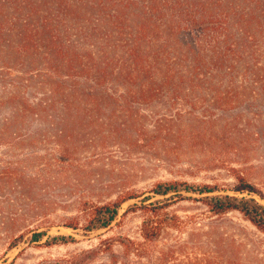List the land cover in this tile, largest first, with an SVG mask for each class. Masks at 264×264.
<instances>
[{
	"label": "rangeland",
	"instance_id": "obj_1",
	"mask_svg": "<svg viewBox=\"0 0 264 264\" xmlns=\"http://www.w3.org/2000/svg\"><path fill=\"white\" fill-rule=\"evenodd\" d=\"M145 48H150V40ZM12 54L3 43L0 129L21 106L36 108L49 102L56 80L39 54H22L16 59ZM253 79L237 73L230 88L227 83H206L196 89L169 86L158 89L151 100L150 88L141 92L142 85L115 84L110 79L102 90L106 99L101 101L99 114L87 121L95 133L76 134L68 171H62L57 162V144L42 142L39 134L49 135L43 122L29 118L21 130L26 143L12 149V139L0 141V168L24 170L29 182L26 193L31 189L30 199L24 201L16 182L0 186V264H77L81 259L74 258H85L101 239L121 236L142 243L141 215L130 211L138 200L122 206L110 229L87 234L63 227L66 218L77 216L79 202L115 201L128 192L144 193L139 200L148 197L149 202L161 200L170 205L168 212L176 216L173 224L179 229H164L156 243L143 247L141 253L149 259L128 258L116 244L119 264H264V234L240 213L217 217L200 202L152 193L160 182L180 181L218 186L223 191L216 195L254 197L264 204L256 195L231 191L240 175L264 192V89ZM159 121L167 133L180 134L183 139L180 148L173 147L169 155L160 145L150 146V141L136 142L138 138L150 140ZM49 226L42 242L30 243L31 234H27L12 249L15 236ZM55 236H72L76 242L49 246L46 242ZM92 258L87 256L85 263L112 264L105 254Z\"/></svg>",
	"mask_w": 264,
	"mask_h": 264
},
{
	"label": "trees",
	"instance_id": "obj_2",
	"mask_svg": "<svg viewBox=\"0 0 264 264\" xmlns=\"http://www.w3.org/2000/svg\"><path fill=\"white\" fill-rule=\"evenodd\" d=\"M0 3V47L4 43L14 59L22 54H39L56 79L50 88V101L36 108L21 106L12 119L4 122L0 141L12 139L9 145L12 149L23 145L26 136L21 130L29 118L38 117L49 132L39 134L42 142L51 141L60 149L57 162L62 171H68L71 165L76 134L80 137L95 133L87 121L99 114L101 101L106 99L102 90L110 79L115 84L142 85L141 92L150 88V100L157 97L158 89L169 86L196 89L206 83H227L231 87L237 73L251 75L254 84L264 89V0H0ZM147 40L150 48H145ZM130 95L129 92L127 96ZM164 125L163 121L157 122L150 140L138 138L137 144L150 141V146L160 145L167 155L173 147L179 149L181 135L167 133ZM25 174L13 166L0 168V186L16 182L21 190L20 200L27 201L31 189L26 193L29 182ZM236 180L231 191L256 195L264 201L262 190L240 175ZM222 191L210 184L171 181L156 184L152 193L200 202L217 217L240 213L264 234V204L254 197L215 194ZM183 192L201 197L185 198ZM144 195L128 192L115 201L79 202L77 216L66 218L63 227L91 234L112 228L122 206L138 200L130 211L141 215L143 242L121 236L101 239L85 258H74L81 259L77 264H86L87 256L93 261L92 257L103 254L112 264H119L114 252L116 244L125 249L128 258L138 255L149 259L141 253L142 248L156 243L164 229H179L173 224L176 216L171 217L168 212L170 205L161 200L149 202L148 197L139 200ZM168 221L169 226L165 227ZM51 227L15 236L12 249L27 234H31L30 243L42 242ZM75 242L72 236H55L46 243L54 246Z\"/></svg>",
	"mask_w": 264,
	"mask_h": 264
}]
</instances>
